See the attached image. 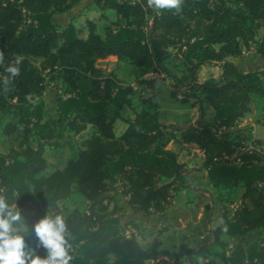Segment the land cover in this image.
Segmentation results:
<instances>
[{
	"label": "trees",
	"instance_id": "1",
	"mask_svg": "<svg viewBox=\"0 0 264 264\" xmlns=\"http://www.w3.org/2000/svg\"><path fill=\"white\" fill-rule=\"evenodd\" d=\"M81 1L0 0V118L12 119L5 134L23 137L19 148L0 153V196L16 204L23 226L31 229L57 214L60 203L81 195L88 211L75 209L64 217L70 264H160L162 256L171 258L162 242L154 239L144 248L141 225L127 221L125 210L107 194H121L146 216L165 215L181 190L193 189L188 177L196 171L168 148L175 141L202 152V169L214 189L244 188L235 212L223 207L219 224L204 227L197 255L211 256L206 264H264V154L233 138L252 112L254 97L264 98V70L244 73L231 61L252 46L264 60L259 38L264 0H183L179 11L150 7L148 0H91L101 12L113 11L116 22L103 36L87 21L86 38L74 24L62 27L57 21ZM172 48L184 65L181 77L165 66ZM110 57L133 67L134 84L97 66ZM203 66L220 68L221 76L201 83ZM152 72L173 80L174 99L181 95L180 103L198 108L194 125L161 124L159 106L146 91L155 82L146 78ZM56 76L65 91L57 96L55 117L45 120L43 97ZM205 104L213 110V124L205 121ZM118 122L126 126L120 136ZM89 129L92 135L72 150L62 170L41 175L48 169L46 147H60L66 135ZM205 213L212 209L207 206ZM25 240L28 250L46 256L31 231ZM187 264H192L188 258Z\"/></svg>",
	"mask_w": 264,
	"mask_h": 264
},
{
	"label": "rangeland",
	"instance_id": "2",
	"mask_svg": "<svg viewBox=\"0 0 264 264\" xmlns=\"http://www.w3.org/2000/svg\"><path fill=\"white\" fill-rule=\"evenodd\" d=\"M131 1H141V0H131ZM94 21L97 25L98 33L104 36L105 30L108 27H112L114 22H116V16L113 15L112 12H101L91 0H82L79 5L74 7L69 13L65 15L57 16V21L60 23L62 27L66 26L68 23L74 24V26L79 30V35L82 38H86L88 36V28L87 21ZM39 65V64H37ZM237 65V64H236ZM97 66L109 73V69L113 70V72L117 71L116 77H120L122 82L126 84H134L135 83V73L132 66L128 63L123 62L122 64H116L115 60L109 58L107 60H102L97 63ZM165 66L175 74L177 77H181L184 71V65L182 60L176 51V49H170L168 51V57L165 61ZM238 66V65H237ZM264 68V64H263ZM264 70V69H263ZM159 75V78L156 81H160L157 86V101L161 107V121L165 124L171 123L177 117H182L183 119H189L190 117V109L187 108L184 104L180 103L179 100L182 99L181 95L177 96V101L171 102L170 91L178 93V89L175 87L173 80L165 73L154 72ZM65 91V86L62 84L61 80L56 76L54 83L49 85L46 90V93L43 97L46 106H47V115L45 116V120L50 117H55L56 111V100L58 95H63ZM152 95V91L149 93ZM173 98V97H172ZM174 99V98H173ZM135 106L137 111H141L144 107L140 104L139 100L135 101ZM205 119L209 114L210 110L213 111L210 107L205 106ZM209 111V112H208ZM126 116H133V112L130 110H125ZM211 114V113H210ZM206 121V120H205ZM12 122L11 118H0V153L8 154L11 150L17 149L23 142V137L20 134H5L4 129L5 126ZM15 122V121H14ZM178 124V123H177ZM213 124V123H210ZM184 125V124H180ZM126 126L118 122L116 126V134L120 136ZM92 129H89L87 132L82 134L81 136H73L66 135L64 140L61 142L60 147L56 146H48L45 150V157L48 161V169L42 173V176H48L57 170H62L68 160L72 155V150H79L81 148V143L84 139L90 137L92 135ZM234 140L241 144L245 149L255 150L262 154H264V98L255 96L252 102V112L242 120L238 126L234 129ZM188 156L191 157V161L193 164L195 172H202V163H203V154L197 148H189ZM203 178V175H199ZM206 180H208L207 174L205 175ZM215 193V200L220 203L219 214L222 215V208L224 207L228 212H235L239 206L242 204V194L244 192V188L242 186H238L232 189H213ZM1 194V189H0ZM117 195H119L117 193ZM121 204L126 203V198L121 194L118 198ZM117 202V201H116ZM126 205V204H125ZM88 203L87 201L78 194L73 195L69 200L62 202L59 204L57 214L63 215L66 217L73 210L78 209L81 212L85 213L88 211ZM208 207L212 209L213 213V203L210 201ZM21 212V211H20ZM139 213V212H138ZM137 213V214H138ZM142 216H146L142 213H139ZM137 216V215H136ZM131 217V216H130ZM148 217V216H147ZM134 219V217H131ZM136 221H140L139 218H136ZM24 220L28 221V215H24ZM139 223V222H138ZM215 219L214 215L211 214L208 216V213L203 215L201 220V225L199 226L198 232L194 234L190 238H182V235H177L175 231L174 234H169L164 236L165 248H169V246L173 243H179V241H183L185 243V247L187 248L190 245V242H194L199 244L200 246V238L199 235L204 234V227L206 225L214 226ZM129 235V233H127ZM173 238H172V237ZM157 237H150L146 240H140L141 245L144 248H147L153 239ZM230 242V240H227ZM176 246L174 245V249ZM205 256V255H204ZM208 258V257H207ZM193 264H196L197 261H200L197 257L193 258ZM201 262V261H200ZM203 263V261H202Z\"/></svg>",
	"mask_w": 264,
	"mask_h": 264
},
{
	"label": "crops",
	"instance_id": "3",
	"mask_svg": "<svg viewBox=\"0 0 264 264\" xmlns=\"http://www.w3.org/2000/svg\"><path fill=\"white\" fill-rule=\"evenodd\" d=\"M108 12H112L113 15H115L113 11H108ZM259 38L262 41H264V29L261 31ZM110 58L114 59L116 64H120V62H118L116 57H110ZM231 61L237 64L238 67L244 73H248L256 68H261L262 70L264 69L263 68L264 60L261 58L260 55L257 54L255 46L251 47L249 53L245 57L232 58ZM111 72H113V70L109 69V73ZM113 73L117 74V71ZM220 76H221L220 68L215 66H203L199 73V80L202 83L206 79L212 77L219 78ZM117 78L121 79L119 76ZM160 83L162 82L160 81L154 82V85L151 90L152 91L151 96L154 102L157 103L159 106V118L161 124L166 126L177 123L194 125L196 121L199 119V111L198 108L193 107L191 103L185 105L187 108L190 109L189 119L185 120L182 117H177L174 121L167 124L161 121V112H160L161 107L157 101V86ZM170 97H171L170 103L178 100L172 98V89L170 91ZM205 106L207 107L208 105L205 104ZM213 115H214L213 111L210 110L209 114L207 115V118L205 119L207 123H213L214 121ZM168 148L171 151L179 154L180 160L187 165L188 169L195 170L191 161V157L188 156L189 153L188 147L182 148L177 142L172 141L169 143ZM206 174H207L206 170H202V172L199 173L195 171L190 173L188 178L192 181L191 184L193 189L181 190L176 195L174 203L167 209L165 215L153 213L148 217L142 216L137 211H133L131 209V207L128 204L127 198L125 203L126 205L125 204L123 205L118 200L120 195L119 193H118L119 195H117L114 192L107 194V196L114 197L117 203L125 210L127 221H136L135 217L139 218L140 221H136V222H139L141 228L143 229L141 237H139L140 240H146L151 236L157 237L156 239L162 242V249L170 253L171 258L167 256H162L157 261V263L187 264V258H188V260H190L191 263L193 264L194 262L193 258L197 257L201 262L197 261L196 264H206L211 259V256H209L208 254H206L204 257L198 256L197 252H199V250L195 249L196 243L194 242H190L189 253L184 254L183 251H185L186 247L183 241H179V243H173L169 246V248H165V243L163 239L164 236H167L169 234H174L175 231H179L177 232V235H182V238L187 237L192 239L191 237L195 236L194 234H196V232H198L199 230V226L201 225V220L203 218V215L205 214V210L209 205L210 201L213 203L214 206L212 214L214 215V219H215L214 226H210V228L212 229L219 224L221 218V215L219 214L220 203L217 200H215V193L213 192L214 188L210 184L209 179L206 180L205 178ZM199 175H203V178H201ZM130 216L131 217L133 216L134 219H132ZM203 236L204 235L202 234L199 235L200 240H202ZM174 245L176 246L175 249H174ZM193 250L195 253H192Z\"/></svg>",
	"mask_w": 264,
	"mask_h": 264
},
{
	"label": "clouds",
	"instance_id": "4",
	"mask_svg": "<svg viewBox=\"0 0 264 264\" xmlns=\"http://www.w3.org/2000/svg\"><path fill=\"white\" fill-rule=\"evenodd\" d=\"M183 0H148L150 7L156 9L180 10ZM19 63V60L16 61ZM17 74L19 69H7ZM31 231L38 237L46 256L41 257L28 250L25 236ZM71 245L63 215L50 214L42 217L31 229L22 224V214L16 204L0 196V264H70Z\"/></svg>",
	"mask_w": 264,
	"mask_h": 264
},
{
	"label": "built area",
	"instance_id": "5",
	"mask_svg": "<svg viewBox=\"0 0 264 264\" xmlns=\"http://www.w3.org/2000/svg\"><path fill=\"white\" fill-rule=\"evenodd\" d=\"M148 81H156L157 78H159V75L157 73H150L146 76ZM152 88L151 87H147V93L149 94L151 92Z\"/></svg>",
	"mask_w": 264,
	"mask_h": 264
}]
</instances>
